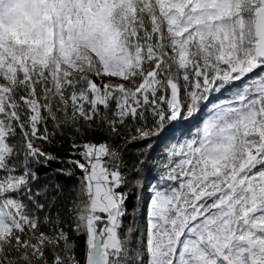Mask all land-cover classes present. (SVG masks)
I'll return each instance as SVG.
<instances>
[{"label":"snow or ice","instance_id":"snow-or-ice-1","mask_svg":"<svg viewBox=\"0 0 264 264\" xmlns=\"http://www.w3.org/2000/svg\"><path fill=\"white\" fill-rule=\"evenodd\" d=\"M0 264H264V0H0Z\"/></svg>","mask_w":264,"mask_h":264},{"label":"trees","instance_id":"trees-1","mask_svg":"<svg viewBox=\"0 0 264 264\" xmlns=\"http://www.w3.org/2000/svg\"><path fill=\"white\" fill-rule=\"evenodd\" d=\"M195 122H196V121H195V119H194L193 122H192L191 124H189V123H184V124L180 125L179 127H182L183 129L187 130L188 128L193 127V124H195ZM172 131H174V129L169 128L165 133H163V134L161 135L160 138H154L157 148H158L159 145L163 142L164 139H166L168 136L171 135ZM97 139L100 140V139H103V137H97ZM65 147H66V146H65ZM56 151L60 152L61 155L64 154L63 151L60 150L59 148H57ZM135 151H136V148H135V147H133V148L130 150V155H129V162H130V163H131L132 160L135 159V155H134ZM58 167H59V165L54 164V165H52L51 168H48V169H42L41 172H40V175H41L42 179H47V178H49V177H52V175H53V173H52V168H58ZM149 175H151V174H149ZM59 179H63V178L61 177V178H59Z\"/></svg>","mask_w":264,"mask_h":264}]
</instances>
